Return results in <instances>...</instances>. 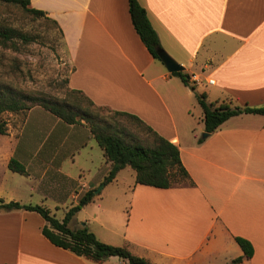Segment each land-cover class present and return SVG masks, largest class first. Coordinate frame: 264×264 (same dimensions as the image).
<instances>
[{"label":"crops","instance_id":"crops-1","mask_svg":"<svg viewBox=\"0 0 264 264\" xmlns=\"http://www.w3.org/2000/svg\"><path fill=\"white\" fill-rule=\"evenodd\" d=\"M138 1L161 48L202 79L198 89L209 103L264 107V0ZM31 6L62 30L69 88L97 107L137 116L176 145L193 185L159 189L137 185L135 175L122 225L123 198L102 193L128 168L105 185L111 164L90 129L35 107L0 135V198L44 206L56 217L55 210L65 208V216L95 190L70 226L88 227L103 243L128 246L151 264H231L244 256L236 242L242 238L254 253L240 264H264V116H234L204 137L197 89L153 57L134 28L129 0ZM12 159L28 175L11 171ZM45 224L36 212L0 210V264H98L52 244ZM116 258L103 264H128Z\"/></svg>","mask_w":264,"mask_h":264},{"label":"trees","instance_id":"trees-1","mask_svg":"<svg viewBox=\"0 0 264 264\" xmlns=\"http://www.w3.org/2000/svg\"><path fill=\"white\" fill-rule=\"evenodd\" d=\"M0 6L13 7L37 19L45 18L56 26L63 36L57 22L51 19L46 12L31 6V0H0ZM129 12L132 23L142 42L154 58L159 59L157 48H161L157 33L152 27L147 11L138 0H129ZM34 37L14 27L0 23V46L17 50V42L29 44ZM174 76L180 77L183 82L196 88L190 83V76L184 72H177ZM198 103L204 111L205 131L214 133L228 119L242 114L264 116V107H240L231 102L220 104L209 103L205 94L196 95ZM35 107H41L68 125L86 123L94 139L104 152V157L111 164L109 173L104 179L108 185L125 168H131L136 175V184L159 189H169L181 185H193L185 169L179 148L161 137L144 121L135 115L123 112L110 111L97 107L83 92L69 89L64 99H54L43 95L27 93L17 88L12 82L0 77V135L8 133V123L4 119L6 113L27 114ZM104 111L111 112L110 116ZM125 118L140 132H146L147 138L131 132L128 127L117 119ZM11 171L20 175H28L24 165L12 159L9 163ZM95 190L88 191L77 206L71 207L62 220L51 214L50 210L41 205H23L19 202H5L0 198V210L5 212L26 210L36 212L42 216L46 224L43 235L57 247L63 248L77 256L84 257L92 262L103 264L108 258L117 257L128 264H151L147 259L132 254L128 246L117 247L101 242L86 226L72 228L70 223L83 206L91 203L95 198ZM244 256L235 259L231 264H240L253 256V247L250 242L236 238Z\"/></svg>","mask_w":264,"mask_h":264},{"label":"rangeland","instance_id":"rangeland-1","mask_svg":"<svg viewBox=\"0 0 264 264\" xmlns=\"http://www.w3.org/2000/svg\"><path fill=\"white\" fill-rule=\"evenodd\" d=\"M0 23L34 37V41L29 44L17 42V50L0 46V77L12 82L17 88L27 93L64 99L70 89L68 81L72 68L59 29L45 18L34 19L17 8L5 6H0ZM196 89L198 95L202 94L198 87ZM110 113L104 111L107 116H110ZM24 116L25 114L22 113H6L4 119L8 124L17 123L21 126ZM117 119L124 123L131 132L138 133L144 139L148 137L146 132H140L125 118L118 117ZM81 125L88 127L85 122ZM134 180L135 173L128 168L120 174L115 184L109 185L102 193L103 197L123 198L122 205L128 209L120 210L122 225L126 224L128 212H130ZM32 181L37 183L38 180L33 178ZM64 209L55 210L57 219H63Z\"/></svg>","mask_w":264,"mask_h":264},{"label":"water","instance_id":"water-1","mask_svg":"<svg viewBox=\"0 0 264 264\" xmlns=\"http://www.w3.org/2000/svg\"><path fill=\"white\" fill-rule=\"evenodd\" d=\"M157 55L161 62L165 65L166 69L170 73L184 72L185 67L176 62L164 49L157 48ZM208 134H204V137H207ZM104 188V184L101 185L100 189L96 191V194L100 192Z\"/></svg>","mask_w":264,"mask_h":264},{"label":"built area","instance_id":"built-area-1","mask_svg":"<svg viewBox=\"0 0 264 264\" xmlns=\"http://www.w3.org/2000/svg\"><path fill=\"white\" fill-rule=\"evenodd\" d=\"M207 82L210 85L215 84L214 79H208ZM190 83L196 88L198 86H201L203 82H202V79L198 75H192L190 76Z\"/></svg>","mask_w":264,"mask_h":264}]
</instances>
